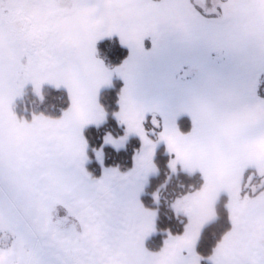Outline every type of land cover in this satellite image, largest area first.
Listing matches in <instances>:
<instances>
[{"label":"snow or ice","instance_id":"6c2138e0","mask_svg":"<svg viewBox=\"0 0 264 264\" xmlns=\"http://www.w3.org/2000/svg\"><path fill=\"white\" fill-rule=\"evenodd\" d=\"M16 9L33 20L21 23ZM113 34L131 55L109 68L96 44ZM148 57L158 73L138 71ZM114 73L125 82L113 113L124 134L106 133L96 157L131 135L141 146L126 172L104 168L94 178L83 130L106 121L99 91ZM46 82L67 89V109L59 118L34 110L31 120L19 117L17 106L34 108L26 86L43 103ZM161 82L186 90L178 110L140 95L141 85ZM262 83L264 0H0V264H264ZM182 114L192 121L187 133L177 123ZM160 142L172 154L171 174L179 167L203 178L198 191L175 198L177 216L228 196L231 228L206 257L196 251L202 222L169 232L158 251L145 246L157 211L139 196L159 171ZM220 164L230 185L217 180ZM153 196L159 202L160 189Z\"/></svg>","mask_w":264,"mask_h":264},{"label":"trees","instance_id":"16d2710c","mask_svg":"<svg viewBox=\"0 0 264 264\" xmlns=\"http://www.w3.org/2000/svg\"><path fill=\"white\" fill-rule=\"evenodd\" d=\"M130 54L129 48L122 44L118 36L103 39L98 45V55L106 63L110 65H118L125 61ZM124 85L122 79H115V83L102 90L100 100L108 113L106 121L99 126H89L86 128V136L90 145V157L91 161L88 164L89 170L100 175L102 166L98 159L94 149H99L103 142V137L106 133L111 132L116 136L124 134L123 126L117 123L113 113L118 111V99L121 93V89ZM45 101L40 102L38 98L29 94L25 100L30 102L37 111H47L53 114H61L62 110L66 109L69 104V97L67 91L63 88L56 89L52 86H45ZM56 103V107H50ZM178 125L180 131L188 132L192 127L191 118L188 115H183L178 119ZM140 139L137 136L131 137L127 146L119 150L115 149L111 145H105V164L118 166L121 170H128L132 167V157L135 151L140 146ZM172 158V154L166 152L163 145L158 147L155 161L159 167V172L149 177L148 184L145 192L142 195V200L147 207L157 208L159 215L157 218V232L148 238L146 244L148 249L152 251H158L167 238L169 232L174 234H182L184 227L188 223L186 215L179 212L177 216L172 208V203L177 196H181L184 193L194 191L201 188L203 183L202 175L199 171L192 173L191 175L179 169L178 174H171L168 167L169 160ZM171 175V180L165 188H161L166 178ZM160 189V195L163 196L165 192H161L162 189H166L167 197L162 199V203L157 204L153 194ZM164 191V190H163ZM228 200L227 194H222L216 203L217 218L207 223L201 230V234L197 244L198 253L201 256H208L211 254L212 249L215 247L216 242L220 239L224 232L231 228L229 220L228 210L226 207Z\"/></svg>","mask_w":264,"mask_h":264},{"label":"rangeland","instance_id":"374dc122","mask_svg":"<svg viewBox=\"0 0 264 264\" xmlns=\"http://www.w3.org/2000/svg\"><path fill=\"white\" fill-rule=\"evenodd\" d=\"M84 11L86 12L87 10H84ZM16 15H17V17H18V19L20 20L21 23L28 24V23H30V22L33 20L35 14H34V13H25L23 9H16ZM113 36H118V37H119L118 34H113L112 36H105V37L101 38L100 40H98V41H97V44H96L97 50H98L99 42H100L101 40L106 39V38H110V37H113ZM119 39H120V37H119ZM187 39H188L189 41L191 40L190 37H187ZM126 46H127V45H126ZM144 46H145V49H146V50H149V51H150V50L152 49L153 45H152V41H151L150 38H147V39L144 41ZM127 47H128V46H127ZM128 48H129V47H128ZM129 50H130V54H129V56H130V55H131V49L129 48ZM98 57H99V55H98ZM99 58H100V57H99ZM100 59H101V58H100ZM103 61H104V60H103ZM104 63H105V65L108 66L109 68H115V67L120 66V65L122 64V63H120V64H118V65H110V64L106 63L105 61H104ZM147 69H151L153 72L158 73V71H159V70H158V65H157V61H156V59H155L154 57L143 58V59H141V61L139 62V65H138V71H139V72L143 73V72H145ZM192 76H193V74H192V73H189L188 76L185 78V82H189V81L192 79V78L190 79V77H192ZM119 78L123 80L122 77H120L118 74L114 73L113 76H112V78H111V82H110V84H108V85H103V86L101 87V89H100V91H99V100H100V96H101V92H102V90L105 89V88H108V87L112 86V85L115 83V79H119ZM123 82H124V80H123ZM47 85L52 86V87H55L54 85H51V84H49V83L46 82V83L42 86V90H43L44 94H45V86H47ZM124 86H125V82H124L123 87H124ZM123 87H122V88H123ZM60 88H63V89H65V90L67 91V89H66L65 87H63V86H61ZM26 92H27L28 95H29V94H32V85H31V84H29V85L26 86ZM139 92H140V95H141L142 97H146V98H148V99H150V100H153L155 103L160 104L161 106H165V107H175V106L179 105V104L184 100V98H185V96H186V90L178 89V88H168V87L163 86L162 82H161V85H160V86H155V87H150V88H146V87H143V85H141L140 88H139ZM67 94H68V92H67ZM28 95H27V96H28ZM258 95H259L261 98H264V83H262L261 88H260L259 91H258ZM27 96H26V97H27ZM26 97H25V98H26ZM68 97H69V95H68ZM69 101H70V99H69ZM100 103L102 104L101 100H100ZM66 109H67V108H66ZM14 110L17 112V115H18L19 117L24 118V119H28V120H31L33 110L36 111L37 113L41 112V111H37V109H36L35 107H34V108H30L28 111H24L23 108H22L21 106H17ZM176 110H178V106H177V109H176ZM42 112H44V114H46V115H48V116H50V117H52V118H59V117L62 115V113H61V114H53V113H49V112L44 111V110H42ZM183 115H187V114H182L181 116H183ZM181 116H180V117H181ZM180 117H179V118H180ZM103 123H104V122H103ZM103 123H102V124H103ZM177 123H178V120H177ZM92 125H94V124H92ZM92 125H88V126H86L85 129L83 130V134H84V136H85L86 139H87V136H86V133H85L86 128L89 127V126H92ZM94 126H96V125H94ZM146 126H149V127H150V122H149V124L146 125ZM113 135H114V134H113ZM114 136H116V135H114ZM133 136H135V135H131V136L128 138L125 147L127 146V143L129 142V140H130L131 137H133ZM153 138L155 139V137H153ZM87 141H88V139H87ZM140 143H141V141H140ZM161 145L164 146L166 152L168 151V150H167V145H166V143H164V142H160V143L157 145V147H156L155 156H156V153H157L158 147H160ZM140 146H141V144H140ZM140 146H139V148H140ZM123 148H124V147H123ZM139 148H138V149H139ZM138 149H137V150H138ZM89 150H90V145H89V142H88V148H87V156H88V159L85 161L84 166H85L86 170H87V171H88V172H89L94 178H100V177L102 176V174H103V170H104V168H113V167L119 168L118 166L106 165V164H105V151L103 150V158H102V160H99V159H98V161L100 162V164H101V166H102L101 174H100V175H96V174L92 173V172L89 170V168H88V164H89V162L91 161V157H90V152H89ZM95 154H96V153H95ZM96 159H97V157H96ZM155 163H156V161H155ZM156 165H157V163H156ZM157 168L159 169L158 165H157ZM119 170H120L121 172H126V171H127V170H124V171H123V170H121V168H119ZM158 172H159V171H158ZM156 174H157V173H156ZM152 175H155V174H150L149 177L152 176ZM149 177H148V181H149ZM148 181H147V183L145 184V186H144L142 192L140 193L139 199L141 200V202H142V204L144 205L145 208H147V209H149V210H156V211H157V217H156V219H155V231L152 232V233H150V234L148 235V237H146V239H145V246H146V247H147L146 242H147L148 238L151 237L154 233L157 232V226H156V224H157V218H158V215H159V211H158L157 208L147 207V206L144 204L143 200H142V195H143V193L145 192V189H146V186H147V184H148ZM168 183H169V182H168ZM163 190H164V191H163ZM165 190H166V189H162L161 192H162V193L165 192V194H164L163 196L160 195V199H159V202H157V204L162 203V199H163L164 197H167V194H166V193H167V192H170V191H168V190H167V191H165ZM224 194H226V193H224ZM181 196H182V195H181ZM200 204H201V203H200ZM198 209H201V207H199V205H198L197 209H196L195 211H193V212H196ZM181 210H183V209H181ZM200 211H201V210H200ZM193 212H189V213H193ZM180 213H182V212L180 211ZM182 214L186 215L185 212H183ZM187 214H188V213H187ZM186 216H187V215H186ZM187 218H188V223H187V225L202 222V223H201V230H202L203 227L206 225L205 223H206V221L208 220V217H206V216H205V217H199V216H195V215H192V214H190V216H187ZM170 233H171V232H170ZM171 234H173V235H178V234H174V233H171ZM200 234H201V232H200ZM167 236H168V235H167ZM166 239H167V238H166ZM198 240H199V239H198ZM197 244H198V241H197ZM197 244H196V251L198 252V250H197ZM147 248H148V247H147ZM149 250H150V249H149ZM151 251H152V250H151Z\"/></svg>","mask_w":264,"mask_h":264},{"label":"crops","instance_id":"0c3cea01","mask_svg":"<svg viewBox=\"0 0 264 264\" xmlns=\"http://www.w3.org/2000/svg\"><path fill=\"white\" fill-rule=\"evenodd\" d=\"M191 78L192 77H190V79ZM185 133H187V132H185ZM257 147L259 148L260 146L258 145ZM216 176H217L218 182L226 183L229 185L232 183L231 176H230L228 169L222 164L217 166ZM199 189H196V190L188 192V193H195ZM222 194H224V192H221L220 195L216 198V200L212 203H208L206 201H200L201 204L199 203V207H201V209H198L196 212L189 213V212H186L184 210H180V211L182 213L185 212L187 216H190V214L195 215V216H199V217H205L206 216V217H208V220L206 221L205 224L210 223L217 218L216 203Z\"/></svg>","mask_w":264,"mask_h":264}]
</instances>
